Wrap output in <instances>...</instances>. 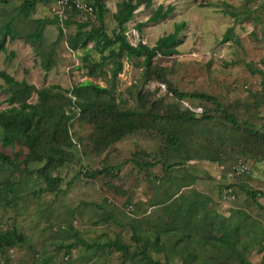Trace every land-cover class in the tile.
I'll use <instances>...</instances> for the list:
<instances>
[{"label": "rangeland", "instance_id": "374dc122", "mask_svg": "<svg viewBox=\"0 0 264 264\" xmlns=\"http://www.w3.org/2000/svg\"><path fill=\"white\" fill-rule=\"evenodd\" d=\"M5 1L9 4L0 8L2 23L16 16L24 2ZM122 1H106L110 11L105 18L109 35L117 28L113 15ZM152 1L150 9L142 5L127 25L129 42L154 47L161 37L172 34L176 25L186 23L179 36V53L157 56L153 61L155 70L164 72L169 83L182 92L217 97L224 109L237 118L241 129L230 125L212 103L194 98L178 101L155 77L146 80L143 57L130 59L116 48L117 55L107 61L106 75L94 79L83 68L84 51H71L65 40L57 47L56 66L51 72L43 70L42 57H37L26 40L9 42L7 50L0 54V71L7 72L18 82L27 81L38 89L58 85L71 90L80 83L92 81L108 87L111 95L104 97V101L121 110H151L166 115L169 108L178 107L182 113L195 112L197 121L185 134L193 142L180 152L174 150L158 130L138 132L101 151L92 141L94 126L78 116L71 125L74 159L50 172L51 176L63 179L54 193L39 194L46 185L32 172L43 163L1 165L0 231L17 229L26 243L11 251H0V264H145L141 259H124L114 250L98 252L77 244L78 238L90 244L120 240L132 250H139L141 245L134 241L135 231L150 237L153 258L164 263L168 254L171 257L168 264H183L173 235L160 233L164 246L155 242V234L168 220L163 205L156 204L165 201L168 204L181 195L189 201L202 200L203 195L209 197L208 209L238 229L239 248L247 259L252 264H264V209L245 192V189L260 192L259 202L264 207V147L249 138L244 130L249 126L264 133V75L253 74L247 67L252 65L254 70L264 73V0ZM160 5H173L175 10L167 19L138 30V24L146 23ZM66 15H72L77 22L99 25L96 16L83 17L72 11ZM56 16L55 2L39 4L33 14V18ZM17 25L23 34L33 28L24 20ZM230 30L232 40L224 42ZM75 31L74 26L65 30L66 34ZM57 37L58 26L47 27L41 51L46 52ZM90 54L93 60L100 61L101 56L96 51ZM120 67L121 71L114 76ZM5 88L0 78V112L8 108ZM32 101H37L36 95ZM204 116L213 119L203 120ZM202 147L219 156L222 163L184 162L187 150L196 154L202 152ZM0 152L12 159L18 156L19 160L28 154L25 148H3L1 143ZM136 160L156 163V166L141 171L135 165ZM239 160L249 165L250 176L232 174V167ZM173 163L183 165L167 171L163 168V164ZM107 167L115 168L114 172L106 173ZM95 171L102 174L94 179H75L80 173ZM229 183L236 191L235 202L223 194ZM9 185H15L12 194L7 191ZM128 205L133 207L132 211L127 210ZM205 236L215 239L221 235L212 228ZM200 241L191 245L200 255L194 264H238L230 252Z\"/></svg>", "mask_w": 264, "mask_h": 264}, {"label": "trees", "instance_id": "16d2710c", "mask_svg": "<svg viewBox=\"0 0 264 264\" xmlns=\"http://www.w3.org/2000/svg\"><path fill=\"white\" fill-rule=\"evenodd\" d=\"M57 1L24 0L16 16H12L6 23L0 22V54L7 50L9 42L24 39L32 45L37 57H42L43 70L51 72L56 66L57 47L61 41L65 40L71 51H84L83 68L89 77L95 79L106 75L107 61H109L110 56L117 55V48L119 53L125 54L130 59L143 57L144 78L150 80L155 77L167 86L170 94L176 100L184 101L188 98H194L210 102L219 112L223 113L225 120L230 125L235 129H241V124L237 118L224 109L222 102L217 97L204 93L189 94L182 92L169 83L164 72L155 70L156 66L153 61L157 56L167 57L179 53V36L185 29L186 23L176 25L175 31L161 37L154 47H149L143 43L133 45L128 40L127 25L133 20L135 12L142 5L150 9L153 6L152 0H123L119 4L117 12L113 15L117 28L112 35H109L105 23V18L110 12L106 5L107 0H92L95 7L92 16L97 17L98 26L77 22L72 18V15L62 17L58 13L53 18H33L39 4L55 2L56 5ZM7 4H9L7 1L0 0V8L7 6ZM174 10L173 5L167 7L160 5L146 23L138 24V30L149 23H157L160 20L167 19ZM72 12L81 15L78 12ZM223 12L228 14V11ZM20 20L30 22L33 26L32 31L23 34L17 25ZM51 26H58V37L49 45V48L47 47L46 52H42L41 48H43L46 40L45 31L47 27ZM71 26L75 27V33L66 34L65 30ZM231 33L232 30L225 35L224 42L232 40ZM92 51H96L101 56L100 61L91 58L90 53ZM108 51L110 53L106 55ZM247 67L253 74L264 75L262 70H254L252 65H247ZM121 69L122 67L117 69L114 76ZM0 78L6 84L4 91L8 95L6 101L8 108L0 112V143L3 148L20 146L28 151L23 160H19L18 156H14V159H12L0 152V166H18L34 162L43 163L42 167L32 172L37 174L46 185L39 194L44 192L54 193L63 183L62 178L53 177L50 172L52 169L64 167L74 159L72 149L75 146V140L71 135V125L78 116L81 119H88L94 126L95 132L92 141L96 147L101 148V151L130 135L150 130H158L160 135L167 137L169 144L177 152L193 142V139L185 137V134L188 130L194 128L197 121L196 113L192 110L182 113L178 110V107H171L165 113L166 115H160L159 112L151 110L148 112L121 110L119 107L104 101V97L111 95V90L92 81L80 83L73 89L66 90L58 85L38 89L27 81L18 82L5 71H0ZM68 94L71 96H68ZM34 95L37 96L36 102L32 101ZM212 119L213 117L210 116H204L203 118V120L208 121ZM244 130L249 138L264 147V133L251 129L249 126H246ZM201 150L202 152L196 154L192 150H187L188 154L184 158V162L200 160L222 163L219 156H214L206 147H202ZM262 159L264 160V151ZM244 162L246 163V161ZM135 165L141 171H146L156 166V163L136 160ZM181 165L183 164H163V168L167 171ZM114 170L115 168L107 167L105 172L112 174ZM99 174L102 173L100 171L80 173L75 179L81 177L94 179ZM230 188L235 190L233 185L229 183L224 187L223 194ZM7 191L12 194L15 191V185H9ZM245 192L261 209H264L259 202V196H262L260 192L251 189H245ZM234 195L235 200H230L231 202L237 200L236 191H234ZM201 198L202 200L199 201H189L181 195L168 204H165L166 201L163 203L158 202L156 205H163V211L168 220L160 228V232L155 234V242L160 246H164L160 233L173 235L174 245L179 250L183 264H194L200 258L199 252L195 248H191L192 244L201 242L200 240H203L207 246L230 252V255L238 264H252L242 249L239 248L241 237L238 229L233 228L232 225L225 222L223 217L208 209L209 197L203 195ZM9 205L10 202H7L6 206ZM212 228L217 229L221 236L215 239L207 238L205 233ZM201 236L204 239H200ZM134 241L136 244L141 245L139 250H132L129 245L122 243L120 240L90 244L78 238L77 244L98 252L114 250L121 253L124 259L131 261L141 259L145 264H168L171 258L168 254L164 263L153 258L150 252V247L153 244L150 237H143L135 231ZM25 243V237L17 229H10L6 232L0 231V251H11Z\"/></svg>", "mask_w": 264, "mask_h": 264}, {"label": "built area", "instance_id": "2783aa9c", "mask_svg": "<svg viewBox=\"0 0 264 264\" xmlns=\"http://www.w3.org/2000/svg\"><path fill=\"white\" fill-rule=\"evenodd\" d=\"M57 13L65 17L68 11H75L84 16H92L95 12L94 2L92 0H58L56 3ZM232 174L236 176L251 175V168L247 163L239 160L232 167ZM224 197L228 200H235L234 189L230 188L224 192ZM128 211H132L133 207L128 206Z\"/></svg>", "mask_w": 264, "mask_h": 264}, {"label": "crops", "instance_id": "0c3cea01", "mask_svg": "<svg viewBox=\"0 0 264 264\" xmlns=\"http://www.w3.org/2000/svg\"><path fill=\"white\" fill-rule=\"evenodd\" d=\"M116 12H117V11H116ZM116 12H115V13H116ZM213 177H214V176H213ZM201 186H203V188H205V189L207 188V187H205V185H201ZM201 186H200V187H197V189H198V188H201ZM207 194L210 196L209 193H207Z\"/></svg>", "mask_w": 264, "mask_h": 264}]
</instances>
